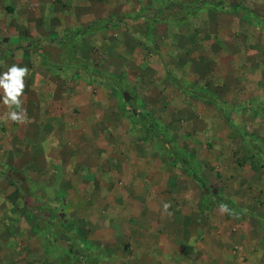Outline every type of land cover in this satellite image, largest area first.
<instances>
[{"label": "rangeland", "instance_id": "obj_1", "mask_svg": "<svg viewBox=\"0 0 264 264\" xmlns=\"http://www.w3.org/2000/svg\"><path fill=\"white\" fill-rule=\"evenodd\" d=\"M14 63L0 264L264 262V0H0Z\"/></svg>", "mask_w": 264, "mask_h": 264}, {"label": "clouds", "instance_id": "obj_2", "mask_svg": "<svg viewBox=\"0 0 264 264\" xmlns=\"http://www.w3.org/2000/svg\"><path fill=\"white\" fill-rule=\"evenodd\" d=\"M29 74L27 66L21 67L15 63L0 74V90L3 92L0 99H2L3 105L8 108L2 118L5 122L11 121L20 124L28 122L27 110L22 106L24 103L22 97L26 88L25 78ZM169 207V204H165L164 210L167 211ZM219 207L222 212L229 211L226 204H220Z\"/></svg>", "mask_w": 264, "mask_h": 264}, {"label": "crops", "instance_id": "obj_3", "mask_svg": "<svg viewBox=\"0 0 264 264\" xmlns=\"http://www.w3.org/2000/svg\"><path fill=\"white\" fill-rule=\"evenodd\" d=\"M23 1H25V0H23ZM11 5V4H10ZM12 7H13V5H11ZM5 13H6V8L4 9V15H5ZM203 204V202L201 203V205ZM171 207H172V205H171ZM200 207V206H199ZM260 223V229L262 230V233H261V235H262V240L264 241V221H261V222H259ZM194 246V245H193ZM195 247V246H194ZM196 251V249H193V247H192V251ZM195 253H198V255L197 256H200V252H195ZM188 254H189V251H186V257L185 258H183L182 260L180 259V258H177V259H175L174 261H172V263L169 261V259L168 260H166V261H164L162 264H178L179 262V260L182 262V264L184 263V259H187L188 258ZM261 255L262 256H264V248L262 247V250H261ZM201 259V258H200ZM262 259H264V258H262ZM169 261V262H168ZM262 264H264V262L262 263Z\"/></svg>", "mask_w": 264, "mask_h": 264}, {"label": "trees", "instance_id": "obj_4", "mask_svg": "<svg viewBox=\"0 0 264 264\" xmlns=\"http://www.w3.org/2000/svg\"><path fill=\"white\" fill-rule=\"evenodd\" d=\"M194 94H196V93H194ZM197 95V94H196ZM193 177H194V179L197 181V182H199V184L201 183V186L202 187H204V184H203V182L200 180V178L197 176V174L194 172L193 173ZM201 181V182H200Z\"/></svg>", "mask_w": 264, "mask_h": 264}]
</instances>
